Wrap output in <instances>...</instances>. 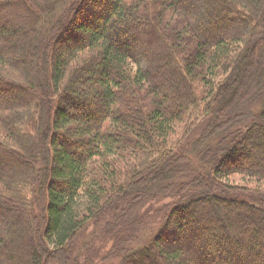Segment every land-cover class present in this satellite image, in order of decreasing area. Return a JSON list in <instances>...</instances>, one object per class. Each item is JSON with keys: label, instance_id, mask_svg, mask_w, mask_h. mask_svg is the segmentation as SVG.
I'll return each instance as SVG.
<instances>
[{"label": "trees", "instance_id": "16d2710c", "mask_svg": "<svg viewBox=\"0 0 264 264\" xmlns=\"http://www.w3.org/2000/svg\"><path fill=\"white\" fill-rule=\"evenodd\" d=\"M101 1L0 0V264H264V0Z\"/></svg>", "mask_w": 264, "mask_h": 264}, {"label": "rangeland", "instance_id": "374dc122", "mask_svg": "<svg viewBox=\"0 0 264 264\" xmlns=\"http://www.w3.org/2000/svg\"><path fill=\"white\" fill-rule=\"evenodd\" d=\"M98 2H100V4H102L103 3V1H101V0H98ZM101 7V8H100ZM97 11L98 12H101L103 9H104V4H102L101 6H98L97 5ZM151 12L152 13H154V10H151ZM156 13V12H155ZM91 21H92V19H91ZM180 23H182V21L181 20H179L178 21V24H180ZM177 24V23H176ZM58 45H62V43L60 44H58ZM251 77H253V80H249V82L252 84L253 83V81H257L258 80V78H260L261 79V77H258V74H255V73H253L252 74V76ZM252 79V78H251ZM204 121L203 120H201V121H199L196 125H195V127L192 129V131H191V133L192 134H194L193 135V137H195L197 134H198V132L199 131H201L203 128H204ZM259 152H260V149H259ZM253 155H254V153H253ZM185 169H188L187 167H185ZM237 182H239V177L238 176H235V177H233ZM125 207L124 208H122V209H119L118 211H117V213L115 214V216L114 217H110V219H108V220H106L107 222H114L116 225H118L119 223L122 225V226H118L117 227V231L116 232H114L116 235H122V234H124V232H126V231H128V229H127V227H133L134 226V218H135V216H136V214H135V212L134 211H130V212H128V213H125ZM114 219V220H113ZM123 224H125V225H123ZM100 224H99V226H98V233H97V237L96 238H94L93 239V243L95 244V246H100L101 244H102V242H101V238L99 237V236H101V233H102V228H101V233H100V235H99V230H100ZM123 229V230H122ZM85 230H87L86 232H85V234H88V236L90 235V234H92L91 232H92V226H88ZM148 229H144L143 231H142V233H141V236H142V234H144L146 231H147ZM99 235V236H98ZM99 237V238H98ZM94 241H96V242H94ZM169 242H170V244L172 243V242H174L173 244H176V243H178V239H173V240H168ZM179 241H182V238H180L179 239ZM165 244V246H169V244H168V242H165L164 243ZM107 246V247H106ZM106 246L105 247H103V250L106 252V251H108V247H110L111 246V243L110 242H107L106 243ZM76 247L77 248H80L81 247V244H79V247H78V245H76ZM71 258H72V256H71ZM47 260V259H46ZM72 259H70V256H66V255H62V256H60L59 258H57V259H53L52 257H50V258H48V264H72L70 261H71ZM82 263H85V264H108L109 263V259L108 258H106V259H101V256H98V257H96L95 259H92L91 260V262L90 263H88V262H86L85 261V259L83 258L82 259V261H81Z\"/></svg>", "mask_w": 264, "mask_h": 264}]
</instances>
